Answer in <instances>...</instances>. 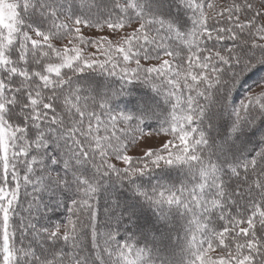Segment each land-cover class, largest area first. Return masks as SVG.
I'll use <instances>...</instances> for the list:
<instances>
[{
	"label": "snow or ice",
	"instance_id": "snow-or-ice-1",
	"mask_svg": "<svg viewBox=\"0 0 264 264\" xmlns=\"http://www.w3.org/2000/svg\"><path fill=\"white\" fill-rule=\"evenodd\" d=\"M0 264H264V0H0Z\"/></svg>",
	"mask_w": 264,
	"mask_h": 264
}]
</instances>
